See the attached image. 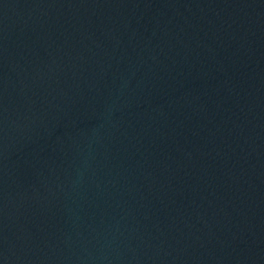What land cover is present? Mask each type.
<instances>
[{"label": "water", "instance_id": "95a60500", "mask_svg": "<svg viewBox=\"0 0 264 264\" xmlns=\"http://www.w3.org/2000/svg\"><path fill=\"white\" fill-rule=\"evenodd\" d=\"M0 264H264V0H0Z\"/></svg>", "mask_w": 264, "mask_h": 264}]
</instances>
